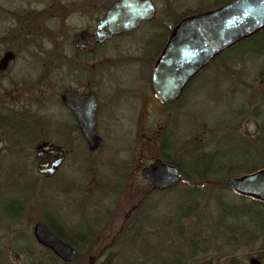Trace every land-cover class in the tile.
I'll list each match as a JSON object with an SVG mask.
<instances>
[{
    "label": "rangeland",
    "instance_id": "rangeland-1",
    "mask_svg": "<svg viewBox=\"0 0 264 264\" xmlns=\"http://www.w3.org/2000/svg\"><path fill=\"white\" fill-rule=\"evenodd\" d=\"M38 1L0 0V11L5 12L0 14V55L3 53L2 48L9 43L5 31L10 29L11 19L7 16L6 10L9 12L21 9H43L45 7L43 0ZM113 1L111 0L110 4ZM182 1L187 3L186 6H189H184L183 9H193L210 0ZM91 4L87 10L91 11L96 6V4ZM154 5L156 13L149 24L143 23L133 33L115 38L104 47L107 56L127 54L139 60L127 61V63L119 65L120 67L116 64L117 69L110 72L109 75H105L110 76L111 74L112 80L114 79V82L120 84V88L124 90L123 93H114V85L108 87V84H104V82L100 85L102 108L97 117L98 130L105 138L103 149L92 156L83 143L79 144L77 140L71 138V135H67L66 128L61 127L65 124L66 113L63 109H58L54 93L48 95L42 103L39 100L36 102L38 107H45L44 109L48 112L43 123L13 130L11 131L13 134H8L6 137L7 149L4 151L6 154L0 160V264L30 263L23 248L33 242L34 222L29 218L34 217L31 212L34 209L36 210L35 216L45 211L49 212L54 217L53 224L64 235H71L73 231L79 234L86 233L87 226H93L99 222L106 223L101 234L103 238L101 243L98 246L87 244L80 247V252H77L80 255V260L75 264H100L108 262V257L112 264H135L136 262L151 264L150 257L156 255L155 244L162 243L167 247V241L160 240L158 229H155L156 223L163 213V210H160L159 197H164L163 200L168 205L174 200L170 194L156 192L149 198L152 199V202L144 203L143 212L138 211L139 205L143 204L140 198V189L142 184L147 183L141 175L138 164L140 160L144 166L153 163L154 145L151 140L150 125L154 120L159 123V139L168 138L171 150H176L177 158L183 155L181 154L182 148L189 147L190 143L187 141H195L200 145L198 152L213 154L216 150L218 161L234 163L238 170L233 176L245 173L244 169L247 167L264 164H262L261 156L258 155V143L252 141L244 143L239 139V137H245L243 121L249 116L250 104L257 97L262 103L257 120L264 127V89L258 87L259 82L257 83V81L253 84L257 85V87L255 86L257 91L251 90L252 87L254 88L253 85L249 89L243 86L251 83V79L253 81L254 78H257L259 72L264 69V60L255 57L254 54H247L243 63L239 62L238 64V81L226 70V65H231L232 59L219 60L191 82L183 98L179 100L180 105H172L166 109L158 107L159 112L154 104L157 102L151 88L147 90L146 87L148 66L143 63L146 57L141 54L148 53L144 46L137 45L142 36L148 37L153 30L159 31L168 15L166 3L154 2ZM104 11L97 13L95 17H101ZM3 15H6L7 18L2 19ZM87 18L84 13L73 11L62 20V32L67 41H70L76 28L85 24ZM52 26H55L54 21ZM24 41H16V46H24L26 52L24 54L22 50H17L19 53L22 51L17 61V73L14 77L18 80L16 74L23 80H28L30 73L33 78L36 77L42 66L41 60L37 59L38 56L28 54L31 47L27 46ZM149 46L148 52L153 47L151 44ZM50 47V44L47 45V48ZM96 80L98 81L99 78ZM2 84L5 88L8 86L10 88L12 85L5 77L2 79ZM36 91L38 92V88ZM14 97L11 94L10 96L4 95L0 100V105H2V101H6V105H8L7 102L16 99L17 96ZM25 107V110L31 111L36 108L35 106L30 107L29 104H26ZM234 110H242L243 113L234 114ZM238 117H240L238 131L230 133L234 135L233 137L221 136L222 132L215 130L216 127L227 122L231 123ZM13 121L17 122L19 119L15 118ZM41 136L63 143L72 142V144L57 175L52 179H40L36 184H32L37 175L34 161L35 144L28 143ZM184 140H186L185 143ZM26 152H30L31 156ZM31 159L33 160L32 165ZM186 163L188 164V161ZM122 177L124 178L121 179ZM119 181L123 183L122 194L114 191V194L109 196L107 194L110 192L109 189L112 190L111 186L117 185ZM95 184H98L100 189L97 190ZM17 196L22 198L21 201L27 209L26 218H23L21 223H12L10 220L4 219V217L8 218L5 209L16 206V200L12 198L18 199ZM221 200L224 206L230 208V214L228 211H221L219 202L213 199L202 201L199 217L194 220L193 218L185 220L184 227L187 228V232L184 236L188 237L192 229L195 228H201L204 236L207 235L209 229H206V222L209 218L215 222L222 221L221 225L223 226L234 223L241 217L237 214V210L233 209L234 206L244 207L245 213L249 209L250 216L253 214V218L256 214L255 207L241 205L239 195L232 190H227L221 196ZM107 209H110V213H106ZM240 210L242 209H238L239 212ZM261 211L264 216V210ZM174 212L172 207L168 213L167 218H170L168 221L174 216ZM138 218L136 230L142 229L143 236L151 231L152 238L138 237L135 241L130 229ZM262 221L263 225L257 228L255 240L239 248L228 246L221 237L217 240H215L216 238L211 239L212 247L208 253L201 256L200 263H206L208 259H211L213 264H222L228 259L225 254L232 253L241 264H250L252 256L259 257L261 263L264 264V254H262L264 253V219ZM128 233L130 234L128 235ZM178 242H176V246ZM218 245H220L219 248ZM14 252L19 254L18 259L13 257ZM158 261V257L155 256V264Z\"/></svg>",
    "mask_w": 264,
    "mask_h": 264
},
{
    "label": "flooded vegetation",
    "instance_id": "flooded-vegetation-1",
    "mask_svg": "<svg viewBox=\"0 0 264 264\" xmlns=\"http://www.w3.org/2000/svg\"><path fill=\"white\" fill-rule=\"evenodd\" d=\"M38 1V0H34ZM79 1V0H78ZM39 2V1H38ZM44 8L40 10H12L6 11L7 16L11 19L10 22V29L6 30L7 33L6 37L9 40V43L4 46L2 49L3 53L0 55V100L3 98L4 95L17 96L16 99L7 102L2 101V105H0V142H1V150H0V160L5 157L4 151L7 145L6 137L13 134L11 131L20 129V128H29L34 126L38 123H43L45 117L47 116V110L44 109L45 107H38L36 102L39 100L40 103L44 101V99L52 93L55 94L56 102L58 105V109H63L66 113V121L64 129L67 130V135H71L73 140H77L79 144L85 145L86 150L89 152L90 155H94L99 150L103 149L105 146V138L102 133L98 130V113L102 108L101 97H100V85L104 82V84L114 85V93L121 92L123 93L124 90L120 88V84L115 83L114 79L112 80L111 74L109 73L115 71L117 69V65H121L122 63L125 64L127 61L133 60L136 61L138 58H132L130 55H121V56H107L105 54L104 47L105 45L112 41L115 38H121L124 35H129L136 31L143 23L148 21L140 22L139 26L129 30L120 32L117 34L109 35L106 30V27H103L101 30L106 32V35L98 36L96 31L98 29V23L101 17L95 19L94 12L92 13L88 9L84 12V15L90 19H86V22L83 26H79L76 28L72 35L70 41H64L63 37V28H62V0H43ZM49 2V3H48ZM48 3V5H46ZM111 5V4H110ZM110 5L108 7H110ZM89 5H87V8ZM93 7V6H92ZM107 7V8H108ZM106 8V9H107ZM17 9V7H16ZM105 9V11H106ZM104 11V13H105ZM3 13H5L3 11ZM2 19H6V15L1 17ZM96 20V22H94ZM54 21V27L52 26V22ZM151 21V20H150ZM93 23V24H92ZM100 31V29H99ZM260 36L258 37L259 43L258 45L260 52L253 51L257 58H262L264 60V30L260 31ZM171 32L169 33V35ZM109 35V36H108ZM169 35L166 39V42L169 38ZM29 36H32L31 38ZM6 39V38H4ZM149 36L141 38L138 41L137 45L144 46L146 48V53L148 54H141V56L146 57L143 63H146L148 66V76H147V83L146 87L147 90L151 88V92H153V96L157 103H154L159 111L158 107L161 109H166V107H172V105H180L179 100L183 98L187 87L195 80V78L200 75L201 71H206L211 65L214 63L216 64L217 61H209L199 72H197L189 81L185 84V86L180 91L179 95L171 100V101H162L156 94L153 84H152V74L154 66L164 49L166 42H164L163 46L158 48L157 44L148 43ZM257 39V38H256ZM24 41V43L31 48H29V53L31 56L33 54L38 56L37 59L41 60V71L36 77H32L30 73V77L28 80H23L22 77H19L16 74L18 79H14L15 73H17V61L19 59V55L24 51V46H16V41ZM45 40V41H44ZM50 44V48H47V45ZM149 44L153 47L148 52ZM262 45V46H261ZM134 46V45H133ZM17 50H22L20 53ZM11 53L12 57L2 62V59L5 57L6 53ZM40 55V56H39ZM42 56V57H41ZM41 57V58H40ZM224 61L231 60V65H226V70L230 74V76H234L237 78L238 81V61L235 58H222ZM220 59V60H222ZM139 60V59H138ZM264 62V61H263ZM122 64V65H123ZM120 67V66H119ZM3 77L7 78L9 82H11V87L7 88L4 87L2 84ZM22 78V79H21ZM96 78H99L97 81ZM105 80V81H104ZM29 81V82H28ZM245 81V80H244ZM257 81L259 82L258 87L260 89H264V69L259 72L257 78H254L253 81L251 79V83H247L246 86L248 89L252 87V85ZM28 82V83H26ZM246 82V81H245ZM257 85H255L257 87ZM254 86V85H253ZM254 86L251 90L257 91V88ZM38 88V92L36 91ZM121 90V91H118ZM127 91V90H126ZM37 92V93H36ZM137 93V91H136ZM39 94V95H38ZM93 94L96 99V109H95V127L97 134L102 138L103 144L98 146L97 148L90 150L88 148V144L86 142V138L84 133L82 132V122H80L79 117L77 116V111L86 109L88 106L89 101H87V97ZM14 97V98H15ZM71 97L73 101H75L76 109L72 106L64 103V98ZM29 104L30 107L35 106V109L25 110V105ZM74 104V105H75ZM251 112H249V116L244 119L243 127H244V134L245 137L249 140V142H256L259 145L258 155L261 156V159L264 161V127L261 123L258 122L257 118L259 116V112L262 108V103L259 97L254 99L250 104ZM20 109V110H18ZM23 109V110H21ZM38 109V110H37ZM160 112V111H159ZM243 113L242 110H234L233 113ZM241 113V114H242ZM240 116V114H239ZM19 119V121H13V119ZM33 118V119H32ZM31 119V120H30ZM239 119L238 117L233 122L224 123L223 126H228L230 130H232V134L238 131L239 127ZM247 119H252L256 123V129L254 132H250L245 128V122ZM151 140L154 145V155H160V141L164 139V137L160 140L159 137V123L157 121H152L151 125ZM69 130V131H68ZM162 134V133H161ZM164 135V134H163ZM35 144L34 152H35V167L37 175L35 176L33 183L36 184L40 179H52L57 175L60 167L62 166L63 162L65 161L70 146L72 142L63 143L59 140L46 138L41 136L32 140L28 144ZM78 145L77 143H75ZM15 145V144H14ZM130 150V148H129ZM30 153V152H26ZM13 156V155H12ZM28 156V155H27ZM31 156V153L29 154ZM32 159L30 160L32 165ZM58 161L55 166L53 163ZM163 161L159 158L153 160V162ZM167 162V161H163ZM170 163V162H168ZM151 164V163H150ZM172 164V163H171ZM174 165V164H173ZM143 164L141 160L139 161L138 167L141 169L143 168ZM146 166V165H145ZM32 171L31 169H29ZM179 170V169H178ZM10 176V175H9ZM34 177V176H33ZM10 179V177H9ZM12 180V179H10ZM14 183L13 181H11ZM10 183V184H12ZM9 185V184H8ZM4 188V186H3ZM18 199L12 198L16 200V206L14 208L9 207L6 210V214L10 222L12 223H21L23 218H26V207L23 203L22 198L17 196ZM33 214V218H29L30 221H33V227L37 222H44L51 232L55 235L56 233L53 231V228L49 225V221L52 222L54 217L49 214V212H43L38 214L37 216L34 215L36 210L34 209L31 211ZM3 219V220H4ZM57 236V235H56ZM58 237V236H57ZM59 238V237H58ZM32 239L37 243L40 249L45 250L47 247L38 243L35 239L32 229ZM61 239V238H60ZM27 246V245H26ZM23 248L24 254L28 253L27 247ZM51 251V250H50ZM13 257L15 259L19 258V254L14 252ZM255 258L259 263L262 264L261 260L257 256H252ZM250 264H253L250 262Z\"/></svg>",
    "mask_w": 264,
    "mask_h": 264
},
{
    "label": "trees",
    "instance_id": "trees-1",
    "mask_svg": "<svg viewBox=\"0 0 264 264\" xmlns=\"http://www.w3.org/2000/svg\"><path fill=\"white\" fill-rule=\"evenodd\" d=\"M155 3H166L167 6V16L165 21L161 25L159 31H154L149 34L148 43L157 44L158 48L164 45L163 43L166 42V39L172 29L186 16L200 13L203 11H208L214 9L227 1L230 0H210L208 2H204V4L196 6L195 8H187L183 9L182 7L186 6L185 2L182 0H153ZM111 0H62V20L65 19L67 15H69L73 11H78L84 13L87 10V5L96 4L92 9L94 10V15L97 16V13L103 12L108 5H110ZM182 2V3H181ZM199 2V0H198ZM96 7V8H95ZM189 7V6H186ZM5 10V9H4ZM7 11V10H6ZM3 11H0V14ZM98 17H95L97 19ZM168 21V22H166ZM150 21L145 22L144 24H149ZM264 30V27L257 30L251 35H248L240 40H238L233 45L225 48L221 52H219L211 61H217L222 58L230 59L235 58L239 62L244 61V57L247 54H252L253 51L260 52L259 50V36L260 31ZM64 41L67 42L65 36ZM1 38V37H0ZM257 38V39H256ZM262 46V45H261ZM202 70V69H201ZM200 70V71H201ZM199 71V72H200ZM203 73V71H201ZM215 130H220L222 132L221 136H234L231 135L232 130L228 128V126L220 125L216 127ZM231 133V134H230ZM236 138V137H235ZM240 141L249 143V140L242 136L239 137ZM191 140V139H189ZM186 140H184V143ZM190 143L188 148H182L181 157H176L177 154L176 150H171V144L167 137H164L160 141V155L153 156V160L159 158L163 161L170 162L174 164L179 171L181 172V180L175 184L174 186L166 187V188H158L155 185H152L149 181L144 185L141 186V201L142 205H139L138 211L143 212V206L146 202H152V199H149L153 193H167L170 194L171 197L174 198L173 202H169V205L166 204L163 198L159 197V206L160 210H163L160 215L159 220L156 223V227L158 229L159 239L163 241H167V247L163 246L165 244L158 243L156 246V255L151 256V264H155V256L158 257L157 264H213L212 260L208 259L206 263H200L199 259L203 254H206L210 251L212 247V240L217 238H222L223 242L228 246L233 248H239L242 245H247L249 242L255 240V234L257 228L263 225L264 216L261 213V210H264V201L258 198H255L251 195H246L243 193H239L228 186V177H233L234 173L237 172L238 168L234 166V163L226 162V161H218L216 159V150L213 154L211 153H204L202 151L198 152L199 144L195 141H187ZM188 161V164L186 163ZM264 161L262 162V164ZM264 167V164L261 166L253 165L250 167L245 168L244 172L249 173L261 169ZM242 169V168H241ZM240 170V169H239ZM122 177L121 179H123ZM96 188L97 190L100 189L98 184ZM122 181H119L117 185L111 186L109 189V196L112 195L114 191H117L118 194H122ZM102 188V187H101ZM117 189V190H116ZM212 190V191H210ZM232 190L234 193L238 194L240 197L239 203L241 205L246 204L248 207H255L256 214L250 216L249 209L246 210L245 213L244 207L234 206L233 209L237 210V214L241 217L238 218L234 223L230 225H221L222 221H214L209 218L206 222V229H209V233L204 236L203 231L201 228L192 229L191 233H189L188 237H185L186 227H184V223L186 219L193 220L200 215V206L202 205L201 202L208 201L209 199H213L219 202V207H221V211H228L230 214V208L224 206L222 204L221 196L227 191ZM114 194V193H113ZM117 194V193H115ZM108 195H106L108 197ZM162 197V196H161ZM166 197V196H165ZM202 202V203H203ZM198 203V205H196ZM196 205V206H195ZM173 207L175 210V214L171 217V220L168 221V213H170V209ZM176 208V209H175ZM240 210V212L238 211ZM137 211V212H138ZM106 213H110V209L106 210ZM249 213V214H247ZM204 214V212H203ZM142 215V213H141ZM205 215V214H204ZM144 217V216H143ZM142 217V218H143ZM141 218V217H139ZM137 219L135 225L130 229V233H133L134 239L138 237H146L152 238L151 231L146 233L144 236L142 235V229L136 230V224L139 221ZM234 218V217H233ZM236 218V217H235ZM234 218V219H235ZM242 218V219H241ZM240 219V220H239ZM49 225L53 228V231L56 235L64 240L65 242L69 243L76 249V254L74 257L68 261L64 262L59 257H57L49 248L45 250H41L39 245L35 243L34 240L31 242L30 245H27L28 253H26L28 260H30L29 264H75L76 262L79 263L80 255L77 252H80L81 248L85 245H99L103 240L101 234L103 228H105L106 223H95L93 226H87L86 233L79 234L77 232H72V234L64 235L54 224L53 222H48ZM101 228V229H100ZM128 233V235L130 234ZM166 234V235H165ZM142 239V240H143ZM178 242L177 246L175 245ZM209 242V243H208ZM230 242V243H229ZM169 244V245H168ZM158 247V248H157ZM220 245H218V248ZM90 248V247H88ZM85 249V248H82ZM167 250V251H166ZM169 250V251H168ZM102 251V250H101ZM166 251V253H165ZM187 252V253H186ZM264 254V253H262ZM38 258H37V257ZM227 256V260L222 264H241L238 262L237 257L232 253L225 254ZM112 257V255H110ZM262 259V257L260 256ZM198 259V260H197ZM93 264V263H92ZM100 264H112L108 257V262H101ZM135 264H139L136 262Z\"/></svg>",
    "mask_w": 264,
    "mask_h": 264
},
{
    "label": "water",
    "instance_id": "water-1",
    "mask_svg": "<svg viewBox=\"0 0 264 264\" xmlns=\"http://www.w3.org/2000/svg\"><path fill=\"white\" fill-rule=\"evenodd\" d=\"M155 13L156 8L152 0H114L100 19L96 34L105 36L106 32L101 30L103 27H106L109 35L132 30L138 27L140 22L152 20ZM262 27L264 0H230L214 9L184 17L172 29L154 66L152 84L157 96L162 101L175 99L189 79L219 52ZM11 57V53H6L2 62ZM87 101L89 104L86 109L76 113L83 124L82 132L88 148L93 150L101 146L103 140L95 127V96L90 94ZM64 103L77 110L71 97L64 98ZM245 128L254 132L255 121L247 119ZM1 147L0 142V150ZM57 162L53 165L58 164ZM141 175L158 188L174 186L182 177L175 165L163 161L144 166ZM227 183L239 193L264 201V167L233 176ZM33 234L38 243L49 248L64 262L70 261L76 254V249L58 238L44 222L34 225ZM250 262L259 263L255 258Z\"/></svg>",
    "mask_w": 264,
    "mask_h": 264
}]
</instances>
